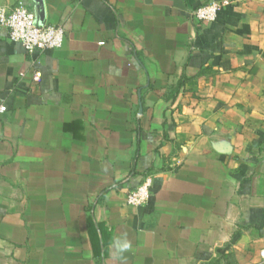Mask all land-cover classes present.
<instances>
[{
  "label": "crops",
  "instance_id": "crops-1",
  "mask_svg": "<svg viewBox=\"0 0 264 264\" xmlns=\"http://www.w3.org/2000/svg\"><path fill=\"white\" fill-rule=\"evenodd\" d=\"M212 1L0 0L64 27L0 25V264H264V0Z\"/></svg>",
  "mask_w": 264,
  "mask_h": 264
},
{
  "label": "built area",
  "instance_id": "built-area-1",
  "mask_svg": "<svg viewBox=\"0 0 264 264\" xmlns=\"http://www.w3.org/2000/svg\"><path fill=\"white\" fill-rule=\"evenodd\" d=\"M229 5L228 0H216L200 6L193 11V16L201 22H211L218 11ZM0 25L8 31V39L17 43L28 52L35 50L57 49L64 41V27L56 24L38 23L34 12L22 4L11 9L0 8ZM5 106L0 105V111ZM149 179L134 189L128 190L126 202L131 205H142L149 196ZM259 255L264 259V246L259 249Z\"/></svg>",
  "mask_w": 264,
  "mask_h": 264
},
{
  "label": "clouds",
  "instance_id": "clouds-1",
  "mask_svg": "<svg viewBox=\"0 0 264 264\" xmlns=\"http://www.w3.org/2000/svg\"><path fill=\"white\" fill-rule=\"evenodd\" d=\"M126 247V246H125Z\"/></svg>",
  "mask_w": 264,
  "mask_h": 264
}]
</instances>
